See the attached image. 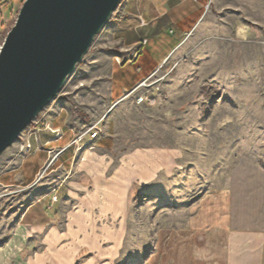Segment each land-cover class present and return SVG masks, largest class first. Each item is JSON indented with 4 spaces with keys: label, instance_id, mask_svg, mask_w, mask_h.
<instances>
[{
    "label": "rangeland",
    "instance_id": "374dc122",
    "mask_svg": "<svg viewBox=\"0 0 264 264\" xmlns=\"http://www.w3.org/2000/svg\"><path fill=\"white\" fill-rule=\"evenodd\" d=\"M23 2L0 0V45ZM110 20L58 95L4 150L0 162L26 154L20 146L27 135L47 130L48 119L63 102L87 116L85 124L100 120L98 137L103 133L107 81L122 84L135 69V65H128L114 74V69L109 70L111 55L114 59L121 54ZM167 34L171 36L166 31L143 56L158 57L170 41ZM172 65L175 67L160 84L153 104H137L129 96L117 106L123 113L115 141L122 151L116 149L114 164L121 155L126 158L139 147H157L155 187L142 189L132 174L129 183L114 178L109 184L114 198L107 200L106 208L96 203L89 209L91 222L102 218L95 224L97 229L86 222L81 228L73 221L79 201L74 204L76 199L69 197L72 193L60 195L63 178L51 174L59 155L41 172L48 156L59 149L50 141L47 158L30 187H0V264H224L217 231L207 230L216 222L219 193L226 198L227 211L230 209L237 225L264 230V0H212L205 10V29L167 57L164 69ZM129 90L124 89L123 94ZM127 101L126 107L123 103ZM250 105L258 108L257 129L252 130L248 124ZM239 112L246 114L245 120L239 119ZM72 147L75 153L85 148L76 151ZM52 148L55 150L49 155ZM135 165L134 161L126 163L132 172ZM39 201L48 202L46 208L55 216L53 221L61 234L56 237L59 246H49L54 240L50 226L25 236L28 224L22 217L24 210ZM208 208L214 214L206 216ZM103 210L109 211L104 214ZM82 212H86L83 206ZM118 222L124 227L119 244L103 241L87 245L89 234L104 237L106 231L102 230ZM60 249L68 252L56 256L53 251Z\"/></svg>",
    "mask_w": 264,
    "mask_h": 264
},
{
    "label": "crops",
    "instance_id": "0c3cea01",
    "mask_svg": "<svg viewBox=\"0 0 264 264\" xmlns=\"http://www.w3.org/2000/svg\"><path fill=\"white\" fill-rule=\"evenodd\" d=\"M210 2L212 0H122L110 20L114 27L112 37L118 45V52H122L123 48L138 45L141 40L146 42L139 48V53L130 63L117 64L114 62L113 55L110 57L109 70L114 69L113 74L128 65H135V69L130 68L133 69V75L129 80L122 81V84L117 83L115 85L113 83L110 85L107 81L108 88L104 102L107 106L105 111V117L107 118L103 133L95 140L93 148H83L80 152L75 153L69 143L74 137L77 127H81L87 122V116L76 111V107L73 108L70 104L63 102L59 110L48 119V124L60 129L62 132L61 138L51 141L52 145L64 148L59 154L51 174L63 178V185H60L61 187L58 189L60 195L64 196L66 193L67 195L72 193L74 195L69 197L76 199L74 204L79 201V205L75 208H80L74 212L76 220L73 218V221L76 225L78 223L79 227L82 228L86 222L91 225L90 228L97 229L95 224L102 218L100 217L95 222H91L89 209L95 206L96 203L106 208L107 200L114 198L113 191H109V184H112L114 178H116V181L125 180L129 183L131 181L130 174H132L142 189L150 188V186L155 187L157 184L155 179L158 171L154 170L158 157V154L155 153L158 150L157 147H139L136 152L135 150L130 152L126 158L121 155V160H118L116 165L114 164L113 158L117 154L116 149L119 152L122 151V148L117 147L115 141L118 120L121 119L123 113V111L118 110L117 106L124 95V89H131L162 64L184 41H187L196 32L205 29V10ZM166 31L171 34V36L167 34L170 41L166 48L160 50L158 57L147 59L143 56L150 53L149 48L151 45L156 44L155 40L159 41L163 38L162 35ZM118 78L123 79V75L119 74ZM250 99L256 98L250 97ZM149 102L153 104L155 100ZM128 103L129 101L123 104L127 107ZM249 107V128L251 130L253 128L257 129L258 108L252 105ZM239 114L241 115L240 120L242 118L246 119V114L241 112ZM50 136L51 133L48 130H40L37 136L28 137L29 149L26 154L22 156L18 153L10 157L8 161L0 162V187L28 188L33 184L36 174L47 158L46 149L48 148L47 143ZM130 161H134L136 164L133 172L128 170L126 166V163ZM174 193L173 195L177 196V192ZM125 194L124 198L127 202V199H129L128 188H126ZM220 195L219 193L218 197L221 198V202L218 201L216 222L207 230L217 231L215 237L219 249L222 250V262L224 264H264V230L237 225L231 217L230 209L227 211L226 198L224 196L220 197ZM157 196H160V194L154 195V197ZM47 203L39 201L26 206L22 215L24 221L27 222L26 224H28L25 236L28 238L35 231L50 226L49 233H51L54 240L51 239L53 240L51 244H53H49V246L56 247L60 245L57 238L61 234L55 226L57 224L53 221L55 217L53 212L46 208ZM122 204L123 207L126 206L124 202ZM82 206L86 210L84 213L82 212ZM105 211L108 212L109 210H103L104 214ZM207 211L205 215L209 216V212L212 211L209 208ZM212 213L214 214V212ZM102 231H106L104 237H98L96 233L89 234L91 240L87 245L94 246V244H101V242L106 241L109 242L108 245L116 246L122 239L124 227L118 222L112 228L107 226V230ZM84 240L88 239L84 236ZM93 242L94 244H92ZM60 247L63 248L64 245ZM53 252L56 256L61 257L68 251L60 249ZM49 253L51 255V251Z\"/></svg>",
    "mask_w": 264,
    "mask_h": 264
},
{
    "label": "water",
    "instance_id": "95a60500",
    "mask_svg": "<svg viewBox=\"0 0 264 264\" xmlns=\"http://www.w3.org/2000/svg\"><path fill=\"white\" fill-rule=\"evenodd\" d=\"M122 0H24L0 45V156L60 92Z\"/></svg>",
    "mask_w": 264,
    "mask_h": 264
},
{
    "label": "built area",
    "instance_id": "2783aa9c",
    "mask_svg": "<svg viewBox=\"0 0 264 264\" xmlns=\"http://www.w3.org/2000/svg\"><path fill=\"white\" fill-rule=\"evenodd\" d=\"M145 42H146L145 40H141L138 45L123 48L120 54L123 56V59H121L120 55L115 56L114 59L116 63L122 65L128 62H132L137 56V54L139 53V48L143 44H145ZM165 61L166 59L162 62V64L157 66L148 76L140 80L135 86H133L128 92H126L121 97V100L129 96H133L135 103L137 104L146 103L152 100L157 94V92L159 91V86L164 80V78L167 77L172 71V69H174L175 67V65H172L168 69H164ZM100 122L101 121L98 120L96 122L85 124L82 128H79L76 131L69 145L74 146L76 151H79L83 147L87 149L93 148L94 141L98 137L101 131ZM28 126L29 125H27L26 128ZM45 128L53 134L51 139L48 142L52 140H57L62 137V132L60 129L51 128L50 126H48V124L45 125ZM28 137H29V134L27 135L24 143L20 146V150L28 151L29 149ZM54 150L55 148H52L50 151H48V154L49 155L52 154ZM63 150L64 148L60 147L56 152H54V154H52L51 156H48V159L41 172H44L53 163L54 159H56L57 156ZM40 177H41V174L38 175L36 180H38Z\"/></svg>",
    "mask_w": 264,
    "mask_h": 264
},
{
    "label": "trees",
    "instance_id": "16d2710c",
    "mask_svg": "<svg viewBox=\"0 0 264 264\" xmlns=\"http://www.w3.org/2000/svg\"><path fill=\"white\" fill-rule=\"evenodd\" d=\"M116 10H117V9H116ZM116 10L114 11V13L116 12ZM114 13H113V14H114ZM113 14H112V15H113Z\"/></svg>",
    "mask_w": 264,
    "mask_h": 264
}]
</instances>
